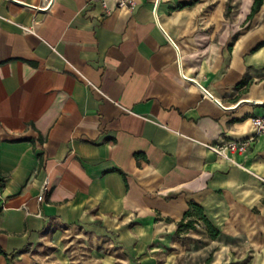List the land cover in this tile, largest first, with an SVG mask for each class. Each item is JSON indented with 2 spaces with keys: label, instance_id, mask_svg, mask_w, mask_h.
I'll return each mask as SVG.
<instances>
[{
  "label": "crops",
  "instance_id": "0c3cea01",
  "mask_svg": "<svg viewBox=\"0 0 264 264\" xmlns=\"http://www.w3.org/2000/svg\"><path fill=\"white\" fill-rule=\"evenodd\" d=\"M43 1L0 0V264L56 224L167 243L192 201L220 236L264 225V7Z\"/></svg>",
  "mask_w": 264,
  "mask_h": 264
},
{
  "label": "rangeland",
  "instance_id": "374dc122",
  "mask_svg": "<svg viewBox=\"0 0 264 264\" xmlns=\"http://www.w3.org/2000/svg\"><path fill=\"white\" fill-rule=\"evenodd\" d=\"M258 225L249 237L211 239L195 221L173 241L137 248L114 230L56 224L10 264H264V225Z\"/></svg>",
  "mask_w": 264,
  "mask_h": 264
},
{
  "label": "built area",
  "instance_id": "2783aa9c",
  "mask_svg": "<svg viewBox=\"0 0 264 264\" xmlns=\"http://www.w3.org/2000/svg\"><path fill=\"white\" fill-rule=\"evenodd\" d=\"M102 8H103V14H107L110 12L111 8L108 6L109 0H97ZM114 1V7L115 8H126L129 10H132L135 5V0H113ZM52 0H44L43 1V10H47L51 4ZM27 31H30L31 29H26ZM251 125L256 134H263L264 133V115L261 116H255L251 119ZM250 138L242 139V140H229V141H223L220 144L212 146L213 151L224 158H229L231 154H242L246 151ZM48 191V181L44 183L42 186L41 192L38 195V200L41 201L44 199L45 193ZM0 193H1V187H0Z\"/></svg>",
  "mask_w": 264,
  "mask_h": 264
},
{
  "label": "trees",
  "instance_id": "16d2710c",
  "mask_svg": "<svg viewBox=\"0 0 264 264\" xmlns=\"http://www.w3.org/2000/svg\"><path fill=\"white\" fill-rule=\"evenodd\" d=\"M184 4L186 3L181 2L179 6H182ZM261 7H264V0H253L250 12L247 15V20L248 21L251 20L259 12ZM263 45H264V40L258 42L255 48H258ZM195 221L202 222L206 226L208 234L211 237V239H217L221 235V232L214 227V225L209 221V219L203 213L202 206L192 201L189 203V209L185 211L184 219H182L177 223L176 236L178 237L180 234H182V232L193 228Z\"/></svg>",
  "mask_w": 264,
  "mask_h": 264
},
{
  "label": "water",
  "instance_id": "95a60500",
  "mask_svg": "<svg viewBox=\"0 0 264 264\" xmlns=\"http://www.w3.org/2000/svg\"><path fill=\"white\" fill-rule=\"evenodd\" d=\"M193 82H195L204 92H206L207 94H209L200 84H198L194 79H190Z\"/></svg>",
  "mask_w": 264,
  "mask_h": 264
}]
</instances>
